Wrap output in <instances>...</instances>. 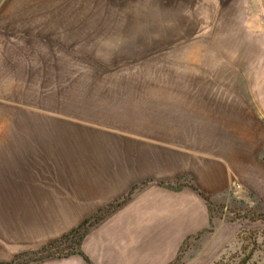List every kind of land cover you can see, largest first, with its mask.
<instances>
[{
  "label": "rangeland",
  "instance_id": "rangeland-1",
  "mask_svg": "<svg viewBox=\"0 0 264 264\" xmlns=\"http://www.w3.org/2000/svg\"><path fill=\"white\" fill-rule=\"evenodd\" d=\"M10 1L0 0L5 24L17 16L9 15ZM55 1L66 12L46 14L48 22L27 36L38 42L16 49L24 52L18 61H0V171L10 173L0 172V199L17 198L20 176L32 172H95L128 157L150 178L89 218L88 230L44 250L20 247L10 264L81 254L86 235L141 191L190 184L189 177L165 185L152 178L164 172V105H203L208 97L213 104L264 105V0ZM1 36L0 51L19 38L8 30ZM233 182V191L204 197L203 228L186 234L174 252L163 247L164 260L154 255L144 264H264V197ZM108 259L105 250L101 264H134Z\"/></svg>",
  "mask_w": 264,
  "mask_h": 264
},
{
  "label": "crops",
  "instance_id": "crops-1",
  "mask_svg": "<svg viewBox=\"0 0 264 264\" xmlns=\"http://www.w3.org/2000/svg\"><path fill=\"white\" fill-rule=\"evenodd\" d=\"M50 1L44 5L41 0H11L15 9L9 15L17 16L6 24L7 11H0V36L8 30L21 37L3 43L1 63L18 61L15 57L24 52L16 49L38 42L27 36L48 22L46 14L56 17L66 12L57 1ZM208 100L203 105L170 109L164 105V172L152 178L165 185L189 177L190 184L178 190L155 184L141 191L86 235L81 243L83 254H52L33 264H101L105 250L110 262L153 263L154 255L155 262H160L165 247L166 252H174L180 239L207 224L204 197L233 191L234 180L257 198L264 197V105ZM123 162L97 167L95 172L70 167L39 172L38 177L35 172L20 176L18 197L0 199V206L7 207L0 213V264H10L20 247L23 251L44 250L150 178L141 171L139 160L128 157ZM6 184L8 188V181ZM170 238L175 242L168 241ZM142 245L145 249L137 255Z\"/></svg>",
  "mask_w": 264,
  "mask_h": 264
},
{
  "label": "trees",
  "instance_id": "trees-1",
  "mask_svg": "<svg viewBox=\"0 0 264 264\" xmlns=\"http://www.w3.org/2000/svg\"><path fill=\"white\" fill-rule=\"evenodd\" d=\"M88 222H89V221H85V222L82 223L78 228L74 229L71 233H69L68 235L64 236L63 238H64V239H68V238L71 237V236L73 237L74 234H75L76 232H78V231H82V230L86 229V225H87ZM86 230H88V229H86ZM52 246H53V245H52Z\"/></svg>",
  "mask_w": 264,
  "mask_h": 264
}]
</instances>
